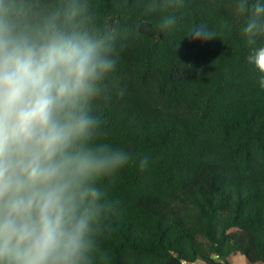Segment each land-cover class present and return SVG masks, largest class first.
Wrapping results in <instances>:
<instances>
[{"label":"trees","instance_id":"1","mask_svg":"<svg viewBox=\"0 0 264 264\" xmlns=\"http://www.w3.org/2000/svg\"><path fill=\"white\" fill-rule=\"evenodd\" d=\"M89 2L118 57L92 112L100 140L131 157L100 181L115 202L98 239L106 264H264V88L236 0ZM164 17L176 23L161 30ZM196 26L216 38L187 36Z\"/></svg>","mask_w":264,"mask_h":264},{"label":"clouds","instance_id":"2","mask_svg":"<svg viewBox=\"0 0 264 264\" xmlns=\"http://www.w3.org/2000/svg\"><path fill=\"white\" fill-rule=\"evenodd\" d=\"M235 14L264 88V45L256 46L264 0H236ZM175 23L164 17L160 28ZM187 36L216 33L196 26ZM115 39L97 26L89 0H43L39 12L25 0H0V264H106L98 239L115 202L100 181L131 159L100 140L92 112L117 63Z\"/></svg>","mask_w":264,"mask_h":264},{"label":"rangeland","instance_id":"3","mask_svg":"<svg viewBox=\"0 0 264 264\" xmlns=\"http://www.w3.org/2000/svg\"><path fill=\"white\" fill-rule=\"evenodd\" d=\"M230 260L232 264H249L242 255L233 256Z\"/></svg>","mask_w":264,"mask_h":264}]
</instances>
